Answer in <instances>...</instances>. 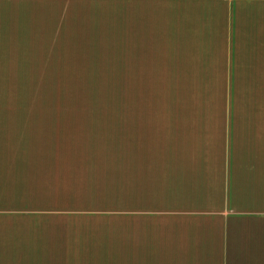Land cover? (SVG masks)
Here are the masks:
<instances>
[{
	"label": "crops",
	"instance_id": "crops-1",
	"mask_svg": "<svg viewBox=\"0 0 264 264\" xmlns=\"http://www.w3.org/2000/svg\"><path fill=\"white\" fill-rule=\"evenodd\" d=\"M2 49H159L190 93L175 110L121 116L0 109V264L67 243L65 203H82L65 188L72 173L100 204L125 201L126 223L110 227L125 226L128 263L264 264V0H0L6 66ZM81 117H120L125 154L55 156L57 121L90 124L68 120ZM52 194L56 213L27 215Z\"/></svg>",
	"mask_w": 264,
	"mask_h": 264
},
{
	"label": "rangeland",
	"instance_id": "rangeland-1",
	"mask_svg": "<svg viewBox=\"0 0 264 264\" xmlns=\"http://www.w3.org/2000/svg\"><path fill=\"white\" fill-rule=\"evenodd\" d=\"M1 51L6 53L7 65L2 64L0 59V68H4L3 73L0 72V79H9L11 84H0V109L54 110L53 112L59 113L107 112L121 116V113L133 110H175L183 105L181 100L190 93L188 87L174 84V62L168 59L169 56L163 53L160 55L163 51L159 49ZM84 118L68 119L75 120L78 125L81 120H89L85 122L90 124L82 127L75 124L60 127L57 121V127L52 129L56 142L53 148L55 156L71 157V160H75L74 157L93 158V154L96 152L98 156L99 151L106 155V159L113 157L117 152L113 150H119L120 155L125 154L126 129L120 125V117L108 118L114 120V125L105 127L92 123L100 118ZM98 131L101 136L104 135V139L97 138ZM25 141L26 139L22 143ZM116 177L113 172L112 185ZM64 178L67 181L65 188L67 187L69 192L68 196L74 194L76 200L82 202L74 203L75 200L69 197L71 201L65 203L70 206V212L65 214L69 224L67 243L65 240L55 239L50 246L49 256L35 257L44 260H29L31 256L24 253L22 261L2 264H134L127 261L125 226L119 224L117 227H110L115 223H126L128 213L125 201L113 197L107 201L110 207L105 203L100 204L102 198L100 195L95 198L97 190L94 187L78 188L73 173L64 175ZM120 178L119 181L123 182ZM100 179L101 174L98 179L94 177L98 188ZM47 199V204H24L31 210L26 212L27 215L46 210L50 213L52 209L56 213L55 209L60 205L56 202V197L52 194ZM113 203L117 207L111 208ZM78 204L81 207H77ZM100 205L102 207H97ZM54 215L57 217V214ZM94 223L101 224V229H91L90 226ZM111 229L117 230L112 234ZM45 241L35 242L34 248Z\"/></svg>",
	"mask_w": 264,
	"mask_h": 264
}]
</instances>
